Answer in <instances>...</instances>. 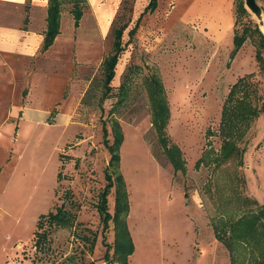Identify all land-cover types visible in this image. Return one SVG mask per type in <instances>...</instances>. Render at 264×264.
Wrapping results in <instances>:
<instances>
[{
	"label": "rangeland",
	"instance_id": "1",
	"mask_svg": "<svg viewBox=\"0 0 264 264\" xmlns=\"http://www.w3.org/2000/svg\"><path fill=\"white\" fill-rule=\"evenodd\" d=\"M60 1L63 42L71 43L72 64L68 58L65 92L62 73L53 95L62 109L75 111L71 126L38 131L46 147L42 158L53 164L58 157L65 165L55 194L0 196L9 209L0 212V264H264L259 254L264 239L258 235L257 243L248 244L234 232L240 220L253 215L264 226V48L255 32L258 28L264 35V0H256L262 25L248 9L238 13L237 33L250 31L238 52L230 30L235 0H81L78 28L72 0ZM100 8L110 12V27L92 33L100 28ZM7 13L15 19L23 15L0 7L1 21ZM122 27L112 89L103 98L100 66L113 49V29ZM154 78L163 85L168 112L162 132L151 123L153 109L161 107L157 88H150ZM240 81L253 85L246 104L258 114L239 124L240 112H235L231 139L239 154L217 163L228 140L220 130L229 114V94ZM73 85L78 91H70ZM121 85L126 99L113 108ZM56 141L57 153L52 151ZM172 146L184 171L169 162L166 149ZM202 158L207 161L198 162ZM107 188L104 229L96 207ZM62 207L75 215L76 224L62 230L44 221L39 232H48L49 251L40 245L36 252L39 217ZM220 220L227 223L223 242L217 237ZM92 232L96 240L90 253L82 237L92 240Z\"/></svg>",
	"mask_w": 264,
	"mask_h": 264
},
{
	"label": "crops",
	"instance_id": "2",
	"mask_svg": "<svg viewBox=\"0 0 264 264\" xmlns=\"http://www.w3.org/2000/svg\"><path fill=\"white\" fill-rule=\"evenodd\" d=\"M48 3L49 0H0V7L13 8L23 14L15 19L7 13L6 22L0 19L1 198L7 196L13 200L36 192L42 196L55 194L61 182L58 176L65 163L58 157L59 161L53 164L48 158H42L46 147L38 129L50 131L71 126L75 107L62 109L53 95L59 75L65 73L67 77L63 92L70 79L66 62L69 58L72 64L68 51L71 43L63 42L60 17V33L52 46L42 52ZM97 16L100 28H92V33L107 32L110 12L100 8ZM233 29L232 23L230 30ZM73 89L78 91L74 85L70 91ZM53 145L52 151L57 153V141ZM62 150L64 148L60 152ZM15 158H18L15 166L5 169L7 162H16ZM0 212L8 214L9 209L0 203Z\"/></svg>",
	"mask_w": 264,
	"mask_h": 264
},
{
	"label": "trees",
	"instance_id": "3",
	"mask_svg": "<svg viewBox=\"0 0 264 264\" xmlns=\"http://www.w3.org/2000/svg\"><path fill=\"white\" fill-rule=\"evenodd\" d=\"M72 7H71V14H72V18H73V27L78 28L79 22L83 16V12L80 9V2L81 0H72ZM150 6H147L146 9H148ZM235 7H236V16H235V24H234V30H233V36H234V52H238V50L243 46V44L245 43L246 39L249 37L248 36V30L246 33L245 31H243L242 33L238 34L236 31V25H237V19H238V13L240 14H245L247 13V9L244 7V4H242L241 1L239 0H235ZM145 9V10H146ZM61 1L60 0H49L48 3V7H47V18H46V31L44 33V44L42 47V52L47 50L50 46H52V44L54 43V39L57 37V35L60 33V27H59V22H60V17H61ZM147 11V10H146ZM150 11H154L153 7H150ZM136 27H134V29L130 30V33L132 34L134 32ZM126 29V27H122V28H118V29H113V40H114V44H113V49L110 53V56L106 57L105 59H103L100 69L102 70V83L104 84V88L105 91L103 93V98H106L108 95V93L111 91L112 87H111V82L115 77V67L116 64L118 62L119 59V54L122 51V34L124 32V30ZM255 32L257 34V36L260 37V45L259 48L263 49L264 48V35L260 33V31L258 30V28L255 29ZM129 33V34H130ZM250 34V33H249ZM257 56L261 57L260 53H256ZM151 83V89L153 87H156L158 90V93L161 97V107H159L157 110L153 109V118H152V126L156 128V130L158 132H162V130L164 128H166L165 126L167 125L168 122V112H167V107H166V99L164 97V88L162 83L159 82V80L157 78H154L152 80H150ZM253 89V85L249 82V83H241L238 82L236 84H234V86L232 87L231 91H230V99H229V104L227 109L229 110V114L227 116V119H225L223 121V125L224 128H221V135L223 136V138L228 139L227 141H225L223 143V146L220 150V154L221 157L217 158L216 162H222V161H226L229 158H231L234 154H237L238 152L235 151L234 146H233V139H231V136L236 128V123H235V112H240V116H238V123L240 124V122H242L243 120H245L246 124L252 121L253 116H255V114H258V109H255L254 107L252 108L251 105H249L248 103L246 104V101H248L249 94H251V91ZM118 100L116 102V104L113 106V108H115V106H118V104L124 103L125 99L124 98L126 96V91L124 86H119L118 89ZM256 94V93H255ZM257 95V94H256ZM150 97L152 98V94L150 93ZM152 100H154V98H152ZM235 114V115H234ZM116 123V122H114ZM116 125V124H114ZM249 125V124H248ZM162 143L165 141L163 139H161ZM173 146L170 148L166 149V153H167V157L169 159V162L171 163L173 169L175 171L179 170H183V161L181 159L180 153L178 152L177 154H175L172 150ZM112 160H113V164L117 165L118 164V157L116 154V150H112ZM239 154V153H238ZM202 160L207 161L206 158H202L200 159L198 162H201ZM112 164V165H113ZM59 181H61V175L59 174L58 176ZM119 181V179H118ZM108 192V188L102 192L99 195V199H98V206L96 207L97 210L100 213V216L102 217V222L104 223V229H105V224L107 223L108 220V213H107V202L105 201V196ZM120 197V196H119ZM122 198H124V196L122 195ZM118 200V199H117ZM123 200V199H122ZM121 202V201H119ZM49 220V224L54 227L55 229H71L75 224H76V217L74 214H72L71 212H68L66 210H64V208H58L56 209L55 213H51V211L48 212L47 215L44 216H40L38 223H37V229L35 231V239H34V248H36V252H39V249L41 250L44 246L45 248L48 249V244L50 242V240L48 239V232L44 231L42 233H40L39 231L41 230L42 226H43V222ZM261 221H259V216L257 215H253L250 216L249 218H243L242 220H240L237 225L236 228L237 230L234 232H236V236L237 238H242L244 241L245 238H248L247 243L251 244V241H255L257 243L256 237L259 235V237L264 239V226L260 223ZM218 224V225H216ZM216 229L218 230L220 228V232H217V237L219 240H221L222 242L224 241L223 239V234L225 232V227H226V222L224 220H220V222L216 223ZM261 224V225H260ZM261 227V229L259 228ZM260 229V231H259ZM238 233V234H237ZM219 234H222L221 236ZM92 240L87 239L88 237H86V235L84 237H82V240L85 243H90V253L93 252L94 250V243L96 240V235L93 234L92 232ZM264 242V240H263ZM40 245H42V248H40ZM44 249V248H43ZM45 251V250H44ZM47 251V252H48ZM260 256H262L264 258V251L259 253ZM106 257V256H105ZM256 261V260H255ZM66 264H75L73 262H67ZM89 264H95V262H91ZM255 264H260L258 262H256Z\"/></svg>",
	"mask_w": 264,
	"mask_h": 264
},
{
	"label": "water",
	"instance_id": "4",
	"mask_svg": "<svg viewBox=\"0 0 264 264\" xmlns=\"http://www.w3.org/2000/svg\"><path fill=\"white\" fill-rule=\"evenodd\" d=\"M244 7L248 9L262 25V9L257 5L256 0H244Z\"/></svg>",
	"mask_w": 264,
	"mask_h": 264
}]
</instances>
